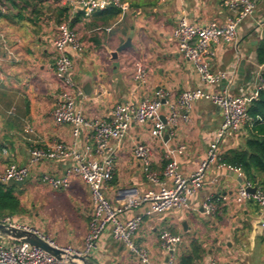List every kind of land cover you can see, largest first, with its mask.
<instances>
[{
	"label": "crops",
	"instance_id": "0c3cea01",
	"mask_svg": "<svg viewBox=\"0 0 264 264\" xmlns=\"http://www.w3.org/2000/svg\"><path fill=\"white\" fill-rule=\"evenodd\" d=\"M0 3L3 5L0 8L1 176L10 164L27 165L33 146L50 147L54 141L72 143L73 137L71 125L57 124L53 118L61 94L60 82L55 77L53 49L59 24L57 0H46L38 14L23 11L21 20L17 18L18 11L6 0ZM231 15L223 0H157L151 7L132 9L129 4L128 11H121L114 17L102 15L100 11L89 17L80 12L72 15L73 28L86 44L81 52L69 53L73 60L71 77L82 90L78 107L87 119H109L118 103H138L144 98L155 97L160 90L172 103L183 91L202 87L194 66L179 52L174 30L183 18L196 25L209 21L225 24ZM131 31L132 46L114 58L112 53L126 42ZM263 38L264 0L240 25L236 42L211 47L212 71L225 74L213 91L229 88L234 96L256 98L263 85L264 64L257 60V49ZM137 64L146 67L145 84L135 79ZM165 102L163 117L169 109ZM221 124L220 108L202 100L190 110L187 121L180 119L174 135L167 128L162 138L154 139L150 125H133L122 141L110 143L116 170L107 185V197L114 204H120L123 201L121 191L150 188L142 164L134 155L136 143L152 147L154 169L163 171L169 162H175L182 174L189 177L205 159ZM86 133L83 129L78 141L80 150ZM247 138V129L226 136L217 162L207 169L205 186L190 198L188 209L146 215L150 206L143 204L125 214V219L145 214L134 240L147 248L153 264H167V253L159 242L160 233L166 229L183 239L177 248V260L193 240H199L207 251L200 264H210L213 260L219 264H264V228L261 226L264 211L252 201L242 205L234 202L238 187L246 178L242 172L239 175L220 162L232 150H247ZM180 146L185 149L180 150ZM71 166L70 162H43L32 166L30 176L22 187L18 186L16 194L29 184L48 186L54 191L70 189L73 195L85 196L89 206L84 210L81 204V213L87 223L80 231H69L67 245L55 243L83 250V237L87 235L92 213L88 186L75 175L69 178L68 186L61 189H54L42 180L45 175L64 177ZM214 179L216 181L212 182ZM162 180L171 184L169 178L162 177ZM210 196L220 204L214 216L205 215L202 209L203 202ZM22 223L39 230L27 222ZM90 257L97 264H143L110 232L102 236Z\"/></svg>",
	"mask_w": 264,
	"mask_h": 264
},
{
	"label": "built area",
	"instance_id": "2783aa9c",
	"mask_svg": "<svg viewBox=\"0 0 264 264\" xmlns=\"http://www.w3.org/2000/svg\"><path fill=\"white\" fill-rule=\"evenodd\" d=\"M261 1L223 0L224 6L232 12L225 24L209 21L205 25H196L189 23L185 18L178 22L173 33L174 41L183 57L194 66L202 87L183 91L172 103L166 100L165 92L160 90L155 97L144 98L138 103L129 101L116 104L109 119H87L77 102L82 95V90L71 77L73 60L69 53L81 52L86 47L80 34L72 26V15L80 12L84 17H89L111 5L125 12L129 10V3L122 0H57L59 7L69 9L70 17L58 24L53 39L55 77L61 85V94L54 109L53 118L57 124L71 125L73 142L54 141L50 147L33 146L30 150L28 164L23 166L10 164L0 176V182L6 183L9 179L24 182L30 176L31 167L43 162H70L72 164L66 176L57 178L45 175L42 179L52 188L61 189L66 188L69 178L75 175L85 182L90 191L92 213L84 249L79 250L72 246L61 247L66 252L90 256V253L97 248L102 236L106 232H110L141 263L153 264L147 248L134 240L142 226L145 214L188 209L190 198L205 186L207 169L212 163L217 162L220 146L226 136L230 132H239L245 129L251 121L248 113L250 98L234 96L229 88L213 91V87L225 78V74L212 71L213 52L211 47L236 42L240 25L254 14ZM0 8H3L2 3H0ZM147 75L146 67L137 64L134 74L136 81L145 84ZM262 88L264 89V84L261 85L260 89ZM164 100L169 107L168 112L164 114L165 122L161 115ZM202 100L209 101L220 108L222 124L205 159L197 170L189 177H185L175 162H169L163 171L156 170L152 167V147L138 142L134 146V155L142 164L150 188L146 191L127 188L120 193L123 196V201L120 204H114L106 195L107 185L113 179L116 170L111 141H122L135 124L150 125V132L154 139L162 138L167 128H170V134L174 135V130L178 127L180 119L187 121L190 110ZM83 129H86L87 133L83 149L80 150L78 141ZM184 149L185 146H180V150ZM227 168L242 175L239 169L228 166ZM162 177L169 178L171 184L167 185ZM215 181L216 179L212 182ZM253 188L255 191L251 193ZM248 201L264 208V190L257 183L244 180L238 187L234 202L242 205ZM143 204L150 206L147 213L125 219V214L128 211L141 207ZM219 207V201L213 196L207 197L202 205L203 213L207 216H214ZM0 222L23 227L45 237L39 230L23 224L14 216L4 217L0 219ZM261 226L264 228V221ZM182 240L180 235L169 229L160 233L159 242L162 249L167 255L172 252L167 264H177L176 252ZM49 241L55 244L53 241ZM0 264L68 263L29 244L15 240H0ZM210 264L219 263L213 260Z\"/></svg>",
	"mask_w": 264,
	"mask_h": 264
},
{
	"label": "trees",
	"instance_id": "16d2710c",
	"mask_svg": "<svg viewBox=\"0 0 264 264\" xmlns=\"http://www.w3.org/2000/svg\"><path fill=\"white\" fill-rule=\"evenodd\" d=\"M12 8L18 11L17 18H23V11L30 10L31 13L38 14L41 5L46 0H6ZM129 2L130 8L135 9L142 6H154L157 0H122ZM57 21L61 23L68 20L69 9L59 7ZM121 9L116 6H109L100 11L102 15L110 17L117 16ZM73 26V25H72ZM257 60L259 64H264V38L261 40L257 49ZM261 80L264 84V70L261 73ZM248 113L251 118L250 123L245 129L248 131L246 148L236 149L227 153L221 158L220 162L228 167L239 169L246 180L257 183L264 190V89H259L256 98L249 103ZM18 186H9L0 182V219L25 215L22 200L17 193ZM22 189L19 191L21 192ZM203 243L193 240L187 251L178 257L177 264H200L206 255Z\"/></svg>",
	"mask_w": 264,
	"mask_h": 264
},
{
	"label": "rangeland",
	"instance_id": "374dc122",
	"mask_svg": "<svg viewBox=\"0 0 264 264\" xmlns=\"http://www.w3.org/2000/svg\"><path fill=\"white\" fill-rule=\"evenodd\" d=\"M18 195L26 214L14 217L35 226L54 243L67 245L69 231H80L87 223L81 207L86 210L89 204L81 193L73 195L70 189L54 191L48 186L27 184ZM260 208L264 211L263 207Z\"/></svg>",
	"mask_w": 264,
	"mask_h": 264
},
{
	"label": "water",
	"instance_id": "95a60500",
	"mask_svg": "<svg viewBox=\"0 0 264 264\" xmlns=\"http://www.w3.org/2000/svg\"><path fill=\"white\" fill-rule=\"evenodd\" d=\"M132 37H133V31H131V33L129 34L126 42L120 45L116 49V51L112 53V56L114 58L117 57L119 52H122L132 46ZM162 119L165 122L164 117H162ZM239 181H242V179L239 178ZM6 184L9 186L16 185L22 187L24 185V182L14 179H9L6 182ZM254 191L255 188L251 189V193H253ZM0 240L2 241L15 240L29 244L33 247L43 250L44 252L50 254L51 256L55 257L58 260L66 261L68 264H97L96 261H94L90 256L68 253L63 248L58 247L57 245L51 243L47 238L43 237L41 234L32 230H28L23 227L4 224L0 222ZM170 254L166 256V262L169 261Z\"/></svg>",
	"mask_w": 264,
	"mask_h": 264
}]
</instances>
